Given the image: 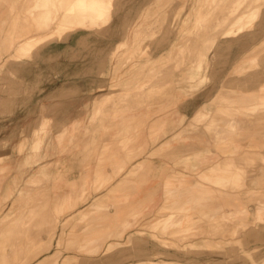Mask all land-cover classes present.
<instances>
[{
    "label": "rangeland",
    "instance_id": "obj_1",
    "mask_svg": "<svg viewBox=\"0 0 264 264\" xmlns=\"http://www.w3.org/2000/svg\"><path fill=\"white\" fill-rule=\"evenodd\" d=\"M32 2L0 0V264H264V146L250 144L264 141V105H251L264 101V0H50L42 16L19 13ZM186 100L175 144L236 156L200 173L180 153L175 176L217 186L216 168L237 159L247 186L224 187L239 194L229 209L200 219L198 200L119 209L98 194L119 141ZM90 165V190L68 180Z\"/></svg>",
    "mask_w": 264,
    "mask_h": 264
},
{
    "label": "crops",
    "instance_id": "obj_2",
    "mask_svg": "<svg viewBox=\"0 0 264 264\" xmlns=\"http://www.w3.org/2000/svg\"><path fill=\"white\" fill-rule=\"evenodd\" d=\"M134 115L137 121L140 120L143 114L136 113ZM191 116L190 102L186 100L182 106L177 105V107H173L172 111L168 112L165 116L157 118L151 125L150 130L142 129L136 123L134 141L131 139V135L120 140L118 149L115 152V156L117 157L113 158L114 164L110 163L109 166L103 169L102 176L108 179V183L98 194L103 195L105 199H107V195L109 194V197L118 203L119 209H122L124 205L143 208L144 210H160L166 206L168 208L173 206L172 208L189 209L192 205L190 203L187 204V202L198 200L199 204L196 206L198 210L194 211L192 215L189 212V217H199L200 219L205 215L202 213L203 209L206 211L208 208H222L225 204L227 205L223 208L229 209L226 206H228L229 201L233 202L235 198H238V191L226 190L199 177L192 179L189 178L190 176H178L180 178H176L175 176L176 173L180 172V169L174 163H178L180 160L176 162L172 160L176 155L178 157L181 156L180 153H182L183 161L186 158L189 164L192 158L196 157L199 160V166L202 164L200 173H205L207 168L217 162H221L226 157L236 156L235 154L224 156L220 150L214 147L215 149H212V151L215 160L211 158L206 160L207 157H205V154L201 153V150L204 148L202 146L203 144L194 145L200 151L197 156L190 155L193 150H190L192 145L188 141L175 144L172 136L181 128H183V132L185 131L184 129L189 126L188 123ZM123 119L127 120L125 116L121 117L122 121ZM162 122L163 124H161ZM159 125L163 127L159 129ZM236 135V133H232L233 137ZM158 136L162 138L157 140L156 137ZM166 139L169 142L164 144ZM233 140L234 142L226 149L237 152L239 147H242V142L238 141L237 143L236 137ZM250 144L253 148H256L255 146H264V141H258V143L252 141ZM132 154L134 156L131 158ZM128 158H131V160L128 161ZM72 170H74L73 167ZM95 177V166L90 165L86 166V168L78 167L77 171H72L70 179L68 180L76 186L86 184L88 187L85 190H88L89 186L94 184ZM78 192L80 193V190ZM79 196L80 194L76 196L77 201L80 199ZM95 197H97L96 194L90 191L88 199L86 198L87 202H90ZM176 199L179 200V204L172 205ZM208 202L212 204L210 203L208 205ZM81 205L77 202L75 210Z\"/></svg>",
    "mask_w": 264,
    "mask_h": 264
},
{
    "label": "bare ground",
    "instance_id": "obj_3",
    "mask_svg": "<svg viewBox=\"0 0 264 264\" xmlns=\"http://www.w3.org/2000/svg\"><path fill=\"white\" fill-rule=\"evenodd\" d=\"M49 4H50V0H33V2H32V4H30L28 7H26L25 8V11L23 12H21V10H19V13L20 14H26V15H31V13H32V15L33 16H42V15H44V12H41V11H38V8H42V7H46V6H49ZM22 10H23V8H22ZM7 15V14H6ZM6 18V17H5ZM226 21V20H225ZM215 25V24H214ZM205 26H207L206 24H205ZM218 26V25H217ZM203 27V26H202ZM239 28H241V26H239ZM216 29V28H215ZM261 31V30H260ZM203 32V31H202ZM229 32H230V30H229ZM206 54V53H205ZM192 74H194L193 72H192ZM187 77H189L188 76V74H187ZM193 78H194V76H193ZM191 79V78H190ZM195 79V78H194ZM240 96H241V94H240ZM244 96H246V95H244ZM244 96H242V97H244ZM253 96V95H252ZM253 100H256V98H253ZM252 100V104L251 105H253V106H256V105H264V101H256V102H254ZM210 110H212V107L211 106H208V107H205V110H200L197 114H196V116L200 119H204V118H206V117H208L209 116V112H210ZM229 124H232V121H229ZM256 155H258L259 153H255ZM254 154V155H255ZM234 159H236V158H234ZM224 162V161H223ZM222 162V163H223ZM223 164H225L224 165V168H226V167H229V168H226V169H221V171L219 172L218 171V169L216 168V171H215V174H214V176L216 177V179H215V181L217 182V186H219V187H222V188H224V187H226V188H228L229 189V187H235L236 189H238V188H240L241 189V187H243V186H247V184L245 183V179L243 180V178H242V176L244 175V173H242V168H240V163H239V161H237V159H236V163L235 162H231V161H227V162H224ZM253 167V166H252ZM214 169V168H213ZM254 169V168H253ZM252 169V170H253ZM255 171V170H254ZM253 172V171H252ZM254 173V172H253ZM245 174H246V172H245ZM251 175V174H250ZM253 175V174H252ZM251 175V176H252ZM255 175H256V173H255ZM251 176H248V177H251ZM257 177V176H256ZM262 177V176H261ZM247 178V177H246ZM251 178H253V176L251 177ZM250 178V179H251ZM216 182H213V183H216ZM246 182H247V180H246ZM253 182V181H252ZM256 184V183H255ZM259 184V183H258ZM252 186V185H251ZM253 187V186H252ZM244 188V187H243ZM248 188V187H247ZM236 189H234V190H236ZM263 210H264V208H263ZM252 215V214H251ZM113 219H116V217L115 218H113ZM119 221V220H118ZM111 223L113 224V222H112V219H108L107 221H106V225H111ZM98 239H100V238H96V240H98ZM93 241H95V239L93 240ZM98 245V244H97ZM99 246V248L101 247V243L98 245Z\"/></svg>",
    "mask_w": 264,
    "mask_h": 264
}]
</instances>
